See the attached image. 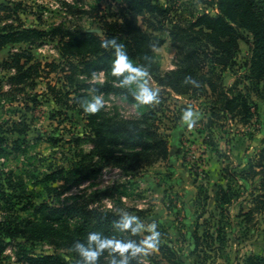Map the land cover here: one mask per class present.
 I'll use <instances>...</instances> for the list:
<instances>
[{"label": "trees", "instance_id": "obj_1", "mask_svg": "<svg viewBox=\"0 0 264 264\" xmlns=\"http://www.w3.org/2000/svg\"><path fill=\"white\" fill-rule=\"evenodd\" d=\"M55 1L71 13L81 11L97 19L100 32L70 28L63 23L48 30L34 24L27 26L21 18L22 14L36 15L39 25L43 24V14L29 12L22 0H0V52L12 46L8 58L0 61L3 70L0 76V158L25 152L23 147L29 143L27 137L32 129L28 114L38 109L41 95L49 96L63 108L57 111L59 114L67 117L69 111H74L86 119L85 137L93 150L82 154L69 168L58 167L40 179L48 194L54 197L52 202L45 199L37 202L40 194L29 188L23 175L13 171L2 172L0 262L8 247L13 246L17 249L18 261L24 264H66L57 254L33 252L36 243L50 242L70 251L73 260L67 264H78L81 257L72 245L76 240L86 241L91 231L137 241L144 238L140 232L118 229L114 222L122 212L106 209L96 202L99 197L115 199L125 196L120 184L99 191L90 198L77 197L71 202L61 200L69 190L89 181L106 168L119 169L124 173L137 172L167 161L170 156V141L161 133L155 109L150 107L140 118L122 119L105 114L102 111L104 105L96 112H89L83 106L85 99H91L96 94H121L129 102L138 104L133 90L111 80L104 83L94 81L96 74L108 73L110 62L115 57L114 49L103 47L102 40L116 37L125 45L132 62L146 66V76L151 77L159 87L193 100L204 98L211 112L206 126L208 129H213L221 119L237 120L246 125L255 116L253 108L256 105L239 88L241 82L226 85L224 80L225 72L236 65L241 42L249 46L245 62L246 79L264 87V0H210L215 15L192 13L186 18H178L172 6L159 0H110L109 7L114 4L117 11L112 19L106 15H94L91 10L76 8L75 3L69 0ZM163 32L169 34L179 56L176 68L166 72L156 61V50L165 43L158 33ZM52 41L59 43L60 59L54 62L39 60L33 50ZM53 74L55 85L50 79ZM44 75L51 81L46 91L32 94ZM38 139L41 140V137ZM48 139L53 140L51 137ZM208 139L205 143L218 152L217 144ZM258 156L256 164L240 172L245 180L261 177L252 193L253 205L236 216L240 222L230 212L231 207L244 198L242 189L246 191L244 186L235 188L232 184L239 174L235 168H223V179L228 184L217 186L218 217L212 213L202 223L200 219L208 213L209 195L205 184L199 185L201 201L198 205L202 212L194 225L191 240L193 252L203 255L204 262L210 259L215 262L223 257L230 247V235L234 234V228L239 226L247 234L246 230L253 225L255 215L264 213V148ZM136 213L139 217L145 215L144 210H136ZM159 232L157 248L160 254H139L131 260V264H145L144 255L152 264H186L182 250L176 249L172 241L164 242L169 237L168 233ZM111 256L112 253L105 250L99 264H109ZM236 262L264 264V255L257 250L251 251L241 258L237 257Z\"/></svg>", "mask_w": 264, "mask_h": 264}, {"label": "rangeland", "instance_id": "obj_2", "mask_svg": "<svg viewBox=\"0 0 264 264\" xmlns=\"http://www.w3.org/2000/svg\"><path fill=\"white\" fill-rule=\"evenodd\" d=\"M22 1L27 4L28 8L30 7L26 9L29 12L32 11L43 14L42 25H39L36 15L22 14L21 18L25 21L27 26L34 24L41 29L48 30L52 26L63 23L70 28L86 29L94 32L100 30L98 28L99 22L97 19L88 14L81 13V11L71 13L66 7L55 0ZM69 1L75 3L76 8L91 10L94 12V15H106L110 19H112L113 15L117 12L116 5L113 4L111 8L109 7L110 0ZM159 1L164 5L172 6L175 9L174 15H177L178 18H186L192 13L216 14L214 7L209 4L211 2L210 0ZM158 35L165 40V43L157 48L156 61L164 72L175 69L179 61L178 51L173 46L172 40L167 32L158 33ZM240 45L241 51L238 55L236 65L232 70L225 72L224 80L226 85H233L236 82H241L239 88L243 89L248 94L251 101L256 105V108H253L255 116L246 125L240 124L237 120L221 119L217 122V125L215 124L213 129H208L206 127L200 131L197 125L201 122H205V120H207L206 123L208 124L211 118L209 103L204 98L200 100H193L188 96H184L187 98H180L178 96L181 95L176 94L170 89L159 87L151 77L146 75L144 79L153 88L159 89V100L157 102L149 105H138L137 103L129 102L126 97L121 94L102 95L104 98V109L102 111L109 116L131 119L140 118L150 107L155 109L161 133L168 136V138L172 136V140L169 139V141L172 142V148L174 150L175 146H177L176 142H178L184 167L190 172L194 180L200 184H208L210 178L208 169L209 163L212 159L214 160L217 158L222 167L235 168V172L239 173H237L238 176L232 180V184L235 188H241V186L245 187L246 191H244V189L242 190L245 192L244 198L247 203V208L249 209L253 205L252 193H254L255 186L260 183L261 177L257 176L256 179L251 180L249 178L245 180L240 172L248 168L251 164H256L259 160L258 154L264 148V87L263 84L260 86L258 84L255 85L252 84L250 80L246 79L247 69L245 62L249 55V46L245 42H241ZM11 49L12 46L5 49L0 54V58L7 56ZM33 52L39 60H43L44 62H54L60 59L58 41L43 43L35 48ZM114 58L115 57H113L110 62L111 68L108 73L100 72L93 77L95 82L104 83L107 80H111L117 85L121 84L123 75L127 73L117 75L112 72V61ZM43 78L44 79L38 80V86L32 94H36V91L41 93L45 92L47 84L51 82L49 81L50 79H52V85L56 83L55 74H53L50 79H45V75ZM123 86L133 91L136 90V84L134 83ZM38 100L40 102L38 109L33 114H28V120L32 129L27 137L29 143L23 147L25 152L13 153L8 157L0 158V177L3 178L2 172L13 171L16 174H21L26 179L29 188L31 190H36L40 194L37 198V202L44 199L52 202L54 197L48 194L45 185L39 182L40 179L43 178L45 173L58 167L69 168V166L79 160L82 154L91 152L93 147L90 141L85 137L86 119H84L82 115L74 113V111H69L67 117L59 114L57 111L63 110V108L58 106L49 96L41 95ZM189 108L193 110L194 122L186 121L188 122V130L181 137L179 135L175 137L172 131L177 122L184 117L185 110ZM16 118H18V116H16ZM39 137H41V140L38 139ZM49 137L53 140L48 141ZM76 138H80V140L76 141ZM206 138H209V141L217 144L218 152L214 151L209 143H205ZM56 140L58 142L55 144ZM188 142H193V144H195V152H197V154H201L202 156V152H204V156L199 157L196 163H194L195 165L186 157L185 148ZM197 161L201 163V166L205 167L204 172L206 177H201L197 172L193 171V168L198 166ZM169 167V164L156 165L153 169ZM144 170L124 173L114 168H106L89 181L69 190L61 200L64 202H71L77 197L85 196L86 198H90V196H93L99 191L120 184L122 185L121 191L126 194L125 199L124 196H118L115 199L99 197L96 202L106 209H115L119 212L128 211L134 215H136V210H140L139 207H141L145 211V215L140 217L144 224L151 225L153 220L157 221L154 222L157 225V230L168 233L169 235L168 238H165L164 242L168 243L172 241L175 248L181 250L184 247V242H182L178 236L183 232V222L170 223L173 221L167 219L165 208H163L162 203L159 205V203L155 201L157 197L151 192V187L148 186L149 180H146L145 174L149 171ZM165 172L169 171L166 170ZM168 176L167 173L164 174V179L168 178ZM168 190L167 188L165 193H167ZM173 196L174 200L178 199L175 194H173ZM244 198L241 200H244ZM169 202L170 200L168 203ZM175 216L176 213L173 214L174 219L176 218ZM207 218H210V215ZM236 221L240 222V219ZM252 224L253 225H250L246 230L247 234L244 233V229H241L239 226H237L236 229L234 228L235 232L230 235L231 242L229 245L233 248V251L239 248L241 255L256 250L264 255V213L256 214ZM172 227H174V230ZM179 228H181L182 231H180ZM191 230L194 231V228ZM147 232L148 229L146 228L140 233L145 237ZM16 252V248L9 246L0 264H24L18 261ZM33 252L37 254H57L66 264L73 260L69 250L62 249L50 242L36 243L33 246ZM151 252H153V249L142 254L151 255ZM143 260L145 264H152L145 255ZM221 260L222 261L219 260L218 264H226L224 258H221Z\"/></svg>", "mask_w": 264, "mask_h": 264}, {"label": "crops", "instance_id": "obj_3", "mask_svg": "<svg viewBox=\"0 0 264 264\" xmlns=\"http://www.w3.org/2000/svg\"><path fill=\"white\" fill-rule=\"evenodd\" d=\"M3 51H1L0 54ZM8 56L9 53L7 54V56H3V58H0V61L8 58ZM178 97L187 98L182 95ZM186 121L187 120L182 117V119L177 122L174 130L172 131V134H174L175 137H177V135L181 137L188 130V122ZM171 138L172 136H170L169 139L172 140ZM176 144L177 146H175L174 150L172 148V142L170 141L169 159L167 161L158 162L157 164L146 168L145 170H148L149 172L145 174V178L146 180H149L148 186L151 187V192L154 193L157 197L155 201L159 203V205L162 203L163 208H165L166 210L165 214L167 219L173 221L170 223H177L179 221L183 222L184 229L183 232H181V235L178 237L182 240V242H184V247L181 249L184 261L186 262V264H218L219 260L222 261L221 258H224L226 264H228V262L229 264H238L236 262V258H241L244 256L240 254L239 248H236L233 251V248L230 247V249H227V251L224 252V256L217 258L215 262H212L211 259L204 262L203 255L193 252L194 249L193 241L191 240V229L194 228V225L197 223L198 218L202 212V210L199 209L198 205V203L201 201L199 194L200 183L194 180L190 172L184 167L181 159L180 145L178 144V142H176ZM216 159H212V161L209 163L210 165L208 169L210 178L208 184H205L206 190L208 191L209 195V199L207 201L208 213L204 214V217L200 219V223H202L204 219L212 213L218 217L219 211L216 204L217 186L218 184H224L225 186L228 184L227 180L223 179L224 167H222L219 160ZM166 164H169L170 167L153 169V167H155L156 165ZM166 170L169 172H165ZM166 173L169 176L168 178L164 179V174ZM167 188L169 190L167 191V193H165ZM173 194L177 196V200H174ZM125 198L126 196H124V199ZM169 200L170 202L168 203ZM139 209L143 210L141 207H139ZM241 210H248L245 198L244 200H240L239 202L234 204L230 209V212L235 220H237L236 216L240 213ZM174 213H176L175 219L173 217ZM152 222L157 221L153 220ZM172 229L174 230V227H172ZM179 229L180 231H182L181 228ZM202 231L203 228L201 227V234ZM181 236H183V238ZM159 254L160 250L157 247L153 249V252H151V255Z\"/></svg>", "mask_w": 264, "mask_h": 264}, {"label": "clouds", "instance_id": "obj_4", "mask_svg": "<svg viewBox=\"0 0 264 264\" xmlns=\"http://www.w3.org/2000/svg\"><path fill=\"white\" fill-rule=\"evenodd\" d=\"M105 48L114 49L115 58L112 61V72L123 75L121 84H136V90L133 92L138 104H151L159 100V89L153 88L145 79L148 71L144 65L134 64L129 58L125 45L116 37H110L102 40ZM104 105V98L101 94L92 96L91 99H85L83 106L89 112L99 111ZM194 113L192 109L185 110L184 119L194 122ZM120 230H130L132 233H138L146 228L148 229L145 237L137 241L135 239H122L115 235H106L100 231H91L87 235V240H76L72 248L79 253L81 259L78 264H99V259L105 250L112 253L109 264H131V260L139 254L147 253L150 249H155L159 245L161 233L157 230V225L153 222L151 225H145L139 216L123 211L114 222Z\"/></svg>", "mask_w": 264, "mask_h": 264}, {"label": "built area", "instance_id": "obj_5", "mask_svg": "<svg viewBox=\"0 0 264 264\" xmlns=\"http://www.w3.org/2000/svg\"><path fill=\"white\" fill-rule=\"evenodd\" d=\"M3 73V70H2V68L0 67V75ZM207 120H205V122H201V123H199L198 125H197V128L200 130V131H202L203 129H205L206 128V126H207ZM202 129V130H201ZM203 147H205V146H203ZM195 149H196V147H195V144H193V142H188L187 143V146H186V148H185V153H186V157H187V159H189V160H191V162H192V164H194V163H196V160H198V158L199 157H202V156H204L203 155V153L204 152H202V156H201V154H197V152H195ZM203 161V160H202ZM201 163H199L198 161H197V167H195V168H193V171L194 172H197L198 174H199V176H201V177H206V174H205V172H204V168L205 167H203V166H201L200 165ZM195 165V164H194ZM115 170H117V171H121V170H119V169H115Z\"/></svg>", "mask_w": 264, "mask_h": 264}, {"label": "water", "instance_id": "obj_6", "mask_svg": "<svg viewBox=\"0 0 264 264\" xmlns=\"http://www.w3.org/2000/svg\"><path fill=\"white\" fill-rule=\"evenodd\" d=\"M97 32H99L100 30H96Z\"/></svg>", "mask_w": 264, "mask_h": 264}]
</instances>
